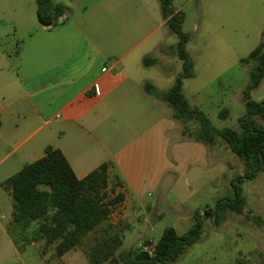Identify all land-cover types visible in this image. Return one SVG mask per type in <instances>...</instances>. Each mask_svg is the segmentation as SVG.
Returning a JSON list of instances; mask_svg holds the SVG:
<instances>
[{"label": "rangeland", "instance_id": "1", "mask_svg": "<svg viewBox=\"0 0 264 264\" xmlns=\"http://www.w3.org/2000/svg\"><path fill=\"white\" fill-rule=\"evenodd\" d=\"M55 4L63 6L66 14L65 21L54 26V30L65 32L59 38H65L62 49L55 52L50 48L35 54L31 35L40 29L36 0H0V106L7 104L3 102L5 98L20 99L17 107L31 110L21 118L9 117L2 131L3 135L11 136V147L0 149V264H90L87 255L97 243L95 238L101 237L98 230L88 235L78 248L59 257L55 246L36 239L38 222L27 228L10 224L13 200L2 184L36 162L48 147L56 148L65 142L59 133L58 123L63 116L57 106L52 105L43 117L49 121L46 125L32 110L23 79L28 71L42 63L49 64L40 66V71L60 63V72L69 75L75 74L81 65L95 63L101 70L104 68L103 72L113 67L120 74L124 65L139 61L143 74L139 79L153 80L160 92L170 90L183 72L178 56H164L157 49L178 42L162 17L159 0H55ZM174 8L185 14L182 30L190 35L187 50L194 63V78L183 80L184 95L216 128L239 130V119L246 114L243 92L249 83V68L241 60L247 59L264 41V0H175ZM146 58H157L167 69L161 66L144 69ZM58 90L50 87L48 94ZM251 98L256 102L264 100V80ZM223 110L229 113L225 120L220 118ZM39 128L42 129L33 133ZM33 147L36 150L29 156ZM231 155L234 172L227 175L230 183L244 173V163ZM243 189L247 199L244 214L230 213L219 226L207 218L200 241L174 264L264 262V222L258 226L251 220L261 217L264 221V172L246 181ZM225 197H233L228 182L226 192L217 198ZM201 200L212 208L217 201L198 199ZM193 222L184 215L167 214L145 236L158 241L169 227L183 236ZM136 231L132 229L125 234L121 249L140 250V246L135 247Z\"/></svg>", "mask_w": 264, "mask_h": 264}, {"label": "crops", "instance_id": "2", "mask_svg": "<svg viewBox=\"0 0 264 264\" xmlns=\"http://www.w3.org/2000/svg\"><path fill=\"white\" fill-rule=\"evenodd\" d=\"M65 17L64 13L56 24L40 25V29L32 32L35 54L50 48L55 52L62 49L65 38H59L65 32L54 30V26L65 21ZM173 46L157 49L161 55L176 56ZM153 59L156 64L144 69L154 66L167 69L166 64ZM46 64L49 63L40 66ZM61 65L55 63L52 69L40 71L37 66L29 70L23 78L29 92L26 98L45 125L49 121L43 117L52 105L57 106L63 116L58 123L59 133L65 142L55 149L62 151L78 179H84L103 164L109 166L108 191L113 196L122 194L124 200L113 208L109 220L99 228L101 232L107 226L112 227L122 237L123 247L124 236L132 229L137 230L135 247L147 241L156 243L145 235L148 230H154L162 217L179 214L193 219L197 210L210 207L204 199L198 201L199 198L218 201L217 197L226 192L227 182L231 185L227 175L234 172L232 153L222 144L210 147L184 137V126L173 119L169 105L145 91L146 83H151L160 92L153 80L139 79L143 76L139 61L124 65L120 74L113 67L103 72L104 68L101 70L92 63L66 75L60 72ZM50 87L59 90L49 95ZM19 101L5 98L0 106V149L11 147V136L2 134L9 117L21 118L31 111L17 107ZM35 150L33 147L28 155H33ZM11 216L10 224L13 203ZM131 249L134 248L122 250Z\"/></svg>", "mask_w": 264, "mask_h": 264}, {"label": "trees", "instance_id": "3", "mask_svg": "<svg viewBox=\"0 0 264 264\" xmlns=\"http://www.w3.org/2000/svg\"><path fill=\"white\" fill-rule=\"evenodd\" d=\"M159 2L163 19L178 37L172 51L181 60L183 72L167 92H158L151 83H146L145 91L169 105L173 119L184 126V137L210 147L224 145L244 163V173L231 182L233 197L219 199L213 208L197 210L193 215V226L186 235L180 236L173 227L165 229L151 252L122 250L120 234L110 226L105 227L88 253L90 264L176 263L200 241L207 218L219 226L230 213L244 214L247 199L243 185L264 172V100L256 102L251 98L252 92L264 80V41L247 59L241 60L249 68V83L243 92L246 114L239 119V130L218 129L202 111L189 103L183 93V80L195 76L194 63L187 50L190 35L182 30L185 14L176 11L174 0ZM36 3L41 26L56 24L65 13L64 7L55 4V0H36ZM144 61L147 67L156 64L151 58ZM228 116L227 110L221 111V119ZM2 187L13 200V222L24 228L38 222L36 239H44L47 245L55 246L59 257L75 250L88 235L96 233L109 220L113 208L124 200L122 194L113 196L108 191L107 164L84 179H78L62 151L52 147L45 150L43 158L7 179ZM251 220L258 226L264 222L261 217Z\"/></svg>", "mask_w": 264, "mask_h": 264}, {"label": "built area", "instance_id": "4", "mask_svg": "<svg viewBox=\"0 0 264 264\" xmlns=\"http://www.w3.org/2000/svg\"><path fill=\"white\" fill-rule=\"evenodd\" d=\"M97 94L99 93L98 89L96 90ZM154 244L152 241L151 243L149 244H143V245H140V250L143 251V252H151L154 248Z\"/></svg>", "mask_w": 264, "mask_h": 264}]
</instances>
